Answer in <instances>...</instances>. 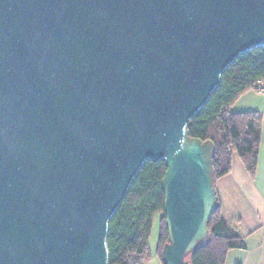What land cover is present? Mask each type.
<instances>
[{"label":"water","instance_id":"water-1","mask_svg":"<svg viewBox=\"0 0 264 264\" xmlns=\"http://www.w3.org/2000/svg\"><path fill=\"white\" fill-rule=\"evenodd\" d=\"M264 0H0V264H109L108 221L163 161L162 264L208 236L214 144L187 124Z\"/></svg>","mask_w":264,"mask_h":264},{"label":"trees","instance_id":"trees-1","mask_svg":"<svg viewBox=\"0 0 264 264\" xmlns=\"http://www.w3.org/2000/svg\"><path fill=\"white\" fill-rule=\"evenodd\" d=\"M264 83V47L239 55L221 74V80L208 101L187 124L188 134L214 144L212 158L216 179L231 167L236 153L250 178H254L261 138V115L256 111L230 112V106L243 93ZM163 161H145L133 177L120 205L110 217L107 230L109 264H146L147 244L155 216L158 219L156 257L167 242L163 217V193L160 181ZM243 237L225 221L220 208L208 222V236L187 256L191 264H225L229 250L243 248ZM162 264V263H161Z\"/></svg>","mask_w":264,"mask_h":264},{"label":"crops","instance_id":"crops-1","mask_svg":"<svg viewBox=\"0 0 264 264\" xmlns=\"http://www.w3.org/2000/svg\"><path fill=\"white\" fill-rule=\"evenodd\" d=\"M229 110L260 113L261 138L254 178L233 153L230 171L215 181L220 214L244 241L243 248L227 252L225 264H264V83L240 95Z\"/></svg>","mask_w":264,"mask_h":264},{"label":"rangeland","instance_id":"rangeland-1","mask_svg":"<svg viewBox=\"0 0 264 264\" xmlns=\"http://www.w3.org/2000/svg\"><path fill=\"white\" fill-rule=\"evenodd\" d=\"M161 214L155 216V221L152 226L151 235L147 244V261L146 264H161L158 258L156 257V245H157V236H158V219Z\"/></svg>","mask_w":264,"mask_h":264}]
</instances>
